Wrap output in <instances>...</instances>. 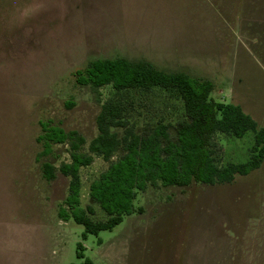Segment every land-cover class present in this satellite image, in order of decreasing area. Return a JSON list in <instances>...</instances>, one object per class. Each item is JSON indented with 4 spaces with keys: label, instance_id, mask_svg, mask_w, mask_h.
Listing matches in <instances>:
<instances>
[{
    "label": "rangeland",
    "instance_id": "374dc122",
    "mask_svg": "<svg viewBox=\"0 0 264 264\" xmlns=\"http://www.w3.org/2000/svg\"><path fill=\"white\" fill-rule=\"evenodd\" d=\"M118 57L209 80L212 99L264 125V0H0V264H79V243L94 264H264V163L229 184L149 186L141 214L98 236L83 239L68 208L59 217L68 179L46 181L41 164L69 156L65 145L42 155L41 123L78 132L87 153L113 90L93 92L76 72ZM129 100L141 124L179 113L162 92ZM215 140L222 163L248 159L250 136ZM106 168L94 157L80 171L95 221L89 186Z\"/></svg>",
    "mask_w": 264,
    "mask_h": 264
},
{
    "label": "trees",
    "instance_id": "16d2710c",
    "mask_svg": "<svg viewBox=\"0 0 264 264\" xmlns=\"http://www.w3.org/2000/svg\"><path fill=\"white\" fill-rule=\"evenodd\" d=\"M76 82L93 92L109 86L113 95L102 103L96 117L97 135L83 152L85 138L78 132L41 123L42 155L52 152L54 145H65L69 162L58 167L41 164L42 177L53 181L60 173L68 179L67 196L59 217L66 209L73 220L84 227L87 235L112 231L123 219L141 214L134 201L149 186L189 187L193 183L218 185L232 183L237 176H246L264 163V125L246 114L239 105L218 102L211 98L213 84L206 79L190 78L183 72L158 69L144 59L124 57L97 59L76 72ZM162 92L180 107L172 122L159 119L155 124H141L130 108L132 93L148 95ZM234 139L250 136L252 145L245 162L222 163L215 137ZM94 157L107 163V168L89 186V198L101 210L104 219L93 220L91 206H81V174ZM66 206V207H64ZM100 243V242H99ZM77 245L79 264H94Z\"/></svg>",
    "mask_w": 264,
    "mask_h": 264
}]
</instances>
